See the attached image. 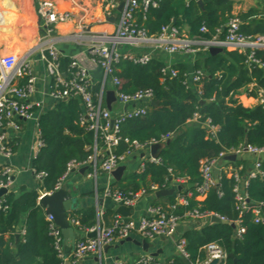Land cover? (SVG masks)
Listing matches in <instances>:
<instances>
[{
	"label": "trees",
	"instance_id": "16d2710c",
	"mask_svg": "<svg viewBox=\"0 0 264 264\" xmlns=\"http://www.w3.org/2000/svg\"><path fill=\"white\" fill-rule=\"evenodd\" d=\"M254 1V7L239 14L243 23L241 32L246 36L264 34V0ZM234 3V0H160L156 7L148 8L144 14L138 13L137 23L152 35H158L163 26L173 25L180 33L186 28L188 37L210 40L233 16ZM202 26L207 28V32H200ZM202 54L194 66V70L203 73L199 81L200 94L184 84L187 71L183 66H172L178 70L175 78H163L161 68L164 64L158 61L157 55L146 65L121 60L115 66V76L121 81L119 89L122 92L130 94L140 89H152L156 103L149 104L144 116L122 122V138L145 144L151 140L161 142L164 137H170V142L160 151V162L144 161L142 168L129 172L111 186L125 194L140 190L152 192L151 186L161 189L175 178H185L187 184L191 183L193 187L180 191L179 194L186 197L188 203L186 206H176V214L197 209L200 213L221 216L228 222L240 218L241 226L245 229L240 238L235 237L236 229L230 224L217 222L201 230L185 232L182 237L186 240L189 253L187 263L176 255L167 264L203 262L207 257L205 248L210 244L218 245L226 254L223 264H264V220L256 223L251 209L239 215L233 192L234 179L224 171L225 166L242 164L243 169L239 173L244 175L246 164L240 160L224 162L217 174L219 187H211L201 201L197 200L196 191L201 182V159L216 158L220 152L243 143L264 146V109L260 106L244 107L230 97L231 92L245 90L252 82L264 89V69L248 67L246 54L238 51L223 48L219 53ZM255 57L264 61V49H256ZM70 61L69 58H61L63 71L67 70ZM100 90V84L93 86L94 93ZM200 100L204 103L201 104ZM82 112L79 100L68 97L56 101L51 109L40 114L37 125L43 145L33 159L32 167L35 173L42 172L44 176L37 190L17 194L9 189L3 195L2 203L7 209L0 210V264H61L53 238L49 235V223L39 205V191L54 192L70 161L84 163L92 155L94 134L80 124ZM196 112L201 117L193 121ZM206 119L217 127L214 138L209 136L204 125ZM128 148L129 145L122 140L115 152L122 154ZM260 169L262 175L249 180L245 193L253 206L259 204L264 217V160H261ZM89 171H92V167ZM147 177L149 185L146 184ZM188 193L191 195L188 196ZM168 199L170 205H176L172 196ZM113 213L109 210L103 214V218ZM23 218L25 233L18 241L15 253L9 242L13 241ZM71 218L86 228L95 225L97 215L95 210L88 209L72 212ZM114 218L107 223L108 226ZM6 234L10 235L9 240L4 238ZM230 254L232 257H229ZM37 257L38 262L35 261Z\"/></svg>",
	"mask_w": 264,
	"mask_h": 264
},
{
	"label": "built area",
	"instance_id": "2783aa9c",
	"mask_svg": "<svg viewBox=\"0 0 264 264\" xmlns=\"http://www.w3.org/2000/svg\"><path fill=\"white\" fill-rule=\"evenodd\" d=\"M160 0H99L100 9L105 18H108L111 13L122 5L119 11L117 26L112 32H100L92 37L93 42L88 48L89 61L99 67L102 72V80L100 82L101 90L99 93L93 92V84L89 75V70L83 65L79 59L72 58L66 71L61 68V54L58 51L55 43L48 40L53 33L57 24L65 23L73 20V13L59 9L55 2L49 0H38L37 15L45 29L44 39L40 40L35 49L22 55H0V155L7 161L13 154V146L11 143L12 134H17L21 130V120H26L32 117V106L29 102V97L34 92L35 78L32 75L29 58L34 51H38L40 59L44 62L47 76L51 80L50 96L56 102L58 100L73 97L77 98L82 106L83 112L80 118V124L85 126L87 130L94 134L93 153L84 163L74 160L67 164L66 172L61 177L55 186V190L61 188L63 179L74 169L82 167L86 164L91 165L93 172L89 176H96L97 169L105 174H110L117 166L124 164L135 154L148 151L150 146L159 143L156 140H151L145 144L130 142L127 138H122L120 134V126L125 119L144 116L148 110L150 102L153 100L152 89H140L133 93H124L120 88L121 81L115 76V66L121 60H128L134 64L146 65L153 58L155 50L162 51L166 54H175L179 52L194 53L199 50L208 52L212 46H221L227 50L238 51L246 54V64L248 67L258 66L264 69V61L255 57L256 49H264V34L246 36L241 32L243 24L238 14L227 21L221 36V31L213 36L210 40H203L198 37L196 40H191L184 37L179 30L173 25H166L161 28L158 35L149 34L147 29L137 23V14H144L148 8L156 7ZM86 17L82 16L81 23ZM82 27V26H81ZM200 32H207V28L202 26ZM220 35V36H219ZM219 36V37H218ZM195 43H202L201 48H197ZM130 46L132 48H140L142 46H151L154 51L142 53L122 52L121 47ZM163 78H175L178 70L170 65H164L161 68ZM201 70H194L191 73H185L184 84L187 88H194L197 94H200L199 81L202 77ZM23 81V83H21ZM109 82L115 92L116 101L125 106L126 109L118 114H113L105 103L104 87ZM230 97L233 102L246 106V100L253 99L254 106H260L264 109V89L256 83H250L245 90L231 92ZM253 106V107H254ZM200 114L196 112L192 118L193 121L200 119ZM204 125L208 129L209 136L215 137L217 127L211 124L210 119L204 121ZM39 134V131H38ZM169 137H164L161 142H164ZM124 141L129 145L127 151L122 154H116L113 150L119 145L120 141ZM43 145L40 137L36 144L37 151ZM234 154L236 157L243 154H248L254 157L252 168L247 172L244 178L240 175V170L231 165L225 166L224 171L234 179L233 192L235 201L239 210V215L248 210H252L254 221L256 223L263 221V215L260 211L259 204L253 206V203L248 199L245 188L250 179L261 176L260 169L261 160L264 157V146L255 147L243 143L236 148L228 151H222L216 158L201 159L199 162V172L201 182L196 187L198 197H204L205 193L216 186L218 180L214 177V169L218 167V162L225 156ZM98 156L100 161L98 162ZM145 161L158 163L159 157L154 158L149 155ZM143 167L141 164L140 168ZM221 166H219V170ZM35 176L40 180L44 174L35 173ZM14 169L11 165H4L0 171V189H11ZM174 187L178 185H186L185 178H175L170 181ZM152 190L156 187L152 186ZM145 193L140 190L134 193H127L113 188L107 184L103 190V197L111 200L115 206L125 205L133 206L141 194ZM191 194L189 193L188 196ZM3 196L0 197V210H6L7 206L3 205ZM249 200V202H248ZM187 198L178 196L176 206H186ZM213 213H200L197 209L187 210L183 214L178 215L167 211L159 206L151 207L148 214L138 218L128 217L122 218L116 216L109 226H100L99 224L90 231H96L93 238H78L72 246L70 252L66 254L63 246V236L61 229L55 224L52 216L47 215L46 219L49 223V235L53 238L54 248L57 251V256L61 262L69 260L76 262L84 257L97 254L100 250L111 244L115 238L125 239L132 234H137L145 239H153L158 237L173 238L176 235V228L187 219L195 221L209 222ZM218 216V215H217ZM220 219L225 218L219 216ZM236 228V238H240L245 232L241 226L240 218L233 222ZM73 226H79L76 219H71ZM20 233L24 234L22 229ZM215 248V249H214ZM176 252L184 260L189 259V253L186 250V240L182 236L175 241ZM206 260L196 262L194 264H207L213 258L219 259V264H223L226 259V254L216 244L206 246ZM152 257L143 255L137 261V264H152ZM62 264V263H61ZM110 264H124L120 261H114Z\"/></svg>",
	"mask_w": 264,
	"mask_h": 264
},
{
	"label": "crops",
	"instance_id": "0c3cea01",
	"mask_svg": "<svg viewBox=\"0 0 264 264\" xmlns=\"http://www.w3.org/2000/svg\"><path fill=\"white\" fill-rule=\"evenodd\" d=\"M5 0H0V13L7 9V11L12 10V14H15L10 20H6L3 15L0 14V55H15L22 56L31 50L35 49L39 41L44 39L45 29L42 26V22L37 15V4L38 0H22L23 5L18 6L19 0H8L9 4H13V9L11 7L3 6ZM55 2L59 9L70 11L73 13V20L57 24L54 28L53 33L49 36L48 40L55 43L58 51L62 58H76L79 59L83 65L89 70V75L93 85L100 84L103 76L102 70L94 66L89 61L88 48L93 42L92 37L100 32H112L117 26L118 19V8L113 11L108 18H105L100 9L99 0H49ZM238 0H234L233 14H235L239 7L236 6ZM256 5L255 1H250L248 6L254 7ZM4 8V9H3ZM86 17L81 23V17ZM18 17V18H17ZM17 20V21H16ZM8 26V27H7ZM82 26V27H81ZM6 27V28H5ZM5 28L4 30H2ZM6 31V32H5ZM3 32V33H2ZM181 34L191 40H196L198 37H188L187 29L183 28ZM24 35L27 39L22 36ZM8 40V41H6ZM22 45L25 47L23 48ZM202 43H195L197 48H201ZM122 52H133L142 53L147 51H154L151 46H142L140 48H132L130 46L121 47ZM154 55H157L158 61L162 62L164 65L170 66H183L186 68L187 73L194 71V66L197 58L201 57L202 51L199 50L194 53H184L179 52L175 54H166L162 51L155 50ZM30 67L32 75L35 78L34 82V92L29 97V102L32 106V117L26 120H21V130L17 134H12L11 143L13 146V154L7 161L0 155V171L4 165H11L14 169L12 175L13 183L11 189L15 193L19 194L21 191L38 189L39 179L35 176L32 171V162L37 155L36 144L39 139L38 134V118L40 114L51 109L55 103L53 98L50 96V85L51 80L47 76L45 70L44 62L40 59L38 51H34L30 58ZM106 90H113L112 85L107 82ZM105 103V97H104ZM106 105V104H105ZM255 102L253 99L246 100V106L253 107ZM126 109L125 106L121 105L119 102H114L111 105V112L113 114H118ZM141 153V152H140ZM138 155V154H135ZM134 155V156H135ZM150 155L149 150L145 151V156L143 158H137L134 163L128 164L126 167V174H123L122 178L126 176L129 172L135 171L140 168L141 164L148 159ZM133 157V156H132ZM131 157V158H132ZM130 158V159H131ZM98 162L100 161L98 156ZM129 159V160H130ZM236 160L244 162L247 166L246 173L241 175L243 178L246 176L247 172L252 168L254 157L248 154H243L238 156ZM264 160V157L262 158ZM232 167L238 170L243 169V165ZM86 168L83 172H80L81 168ZM91 165L86 164L82 167L72 170L62 181L61 187H65L67 192L70 193L71 198L74 200V209L70 212L83 211L88 209H93L96 212L97 218L96 223L93 227L83 228L81 226H73L75 231L79 234L86 235L90 230L96 227L98 224L100 226H106L110 223L114 216L117 214L106 215L103 218V214L107 211H114L115 204L103 197V190L107 184L112 185L114 180L110 178L109 174L100 172L96 176H89L93 172L89 171ZM1 177V175H0ZM121 178V179H122ZM149 177H147L146 184L150 183ZM117 182V181H115ZM152 187V186H151ZM156 187V186H154ZM165 188H176L171 182ZM157 190V187H156ZM153 190L152 192H145L139 196V198L134 203L132 215L133 218H138L148 214L151 207L159 206L167 211L176 214V207L172 208L170 205L169 197L171 196H161L155 197ZM179 191H175L172 197L177 200ZM40 197L44 194L43 191H39ZM189 194V193H188ZM39 197V198H40ZM204 197H198L197 200L201 201ZM176 204V203H175ZM179 206V205H178ZM43 213L45 215V209ZM178 214V213H177ZM181 215V214H179ZM72 219V218H71ZM47 220V219H46ZM264 220V217H263ZM211 224V222L206 221H195L187 219L180 225L182 228H186V231H182L173 238L161 237L146 239L150 241V246L148 251H144L141 246L137 245L133 241H124V239L115 238V240L104 246L99 253L91 254L83 259L70 262L69 260L62 261V264H110L114 261H120L124 264H137V261L143 255H149L152 257V264H167L170 259L176 256L175 241L178 237L183 236L187 231L201 230L204 226ZM108 226V225H107ZM24 229V218L19 224L16 233H19V238L16 242L14 235L13 241L9 242L12 250L16 253V245L19 240L22 239L24 234L20 231ZM236 229V228H234ZM15 233V234H16ZM10 235H4L5 240H9ZM135 242H141L143 237L132 234L130 236ZM158 252L157 256H153L151 253ZM207 255V251H206ZM18 259V258H17ZM39 258H36L38 262ZM36 264V263H31Z\"/></svg>",
	"mask_w": 264,
	"mask_h": 264
},
{
	"label": "water",
	"instance_id": "95a60500",
	"mask_svg": "<svg viewBox=\"0 0 264 264\" xmlns=\"http://www.w3.org/2000/svg\"><path fill=\"white\" fill-rule=\"evenodd\" d=\"M200 3V1H199ZM123 4H120L118 7V11L121 10ZM224 29H222L221 33ZM220 36V35H219ZM218 36V37H219ZM223 51V47L221 46H212L209 48L210 54H215ZM105 97V104L106 107L111 110V105L116 102V96L114 90H106L104 93ZM67 98H64L63 100H66ZM151 105H155V101L152 100ZM200 103L203 104L204 101L200 100ZM170 142V137L166 139L164 142H159L156 144H153L149 148L150 156L157 158L159 156L160 151L164 148L165 145H167ZM115 150H113L114 152ZM145 156V152H141L138 155L133 156L130 160H127L124 164H121L117 166L113 171L110 172V178L114 181H120L123 174H126V167L128 164L134 163L137 158H143ZM100 159V158H99ZM237 157L232 154L225 156L221 161L218 162V167L214 169V177L217 179V174L219 171V166H222L224 162H234L236 161ZM86 168H81L80 172H83ZM193 187V184L188 183L187 185H178L176 188H161L157 189L154 192L155 197H161V196H172L175 191H184L186 188ZM216 187H219L218 182L216 183ZM7 192L6 188L0 189V197L3 196ZM249 202V200H248ZM74 200L71 198V195L69 192H67L65 187H61L58 190L52 192V193H44L39 198V205L45 209V214L50 215L53 217L55 224L61 229V233L63 236V246H64V252L68 254L74 245L75 241L78 238H93L96 235V231L89 232L86 235L79 234L75 231L73 225L71 224V216L70 212L74 209ZM133 207L131 206H125V205H118L115 206L114 212L122 217V218H128L132 215ZM209 221L211 223L217 222V223H224V224H230L232 228H235V224L233 222H228L226 220H222L217 215H213L210 217ZM186 231V228H182L181 226H178L176 228V233L179 234L180 232ZM16 242L19 238V233L15 234ZM162 239H165L164 237H161ZM124 241H133L137 245L141 246L144 251H148L150 246V241L143 239L141 242H135L132 240L131 237H127L124 239ZM108 247V246H106ZM215 249V248H214ZM154 257L157 256L158 252L151 253ZM176 255H179L176 252ZM229 257H232L230 254ZM185 263H187V260H184ZM207 264H219V259L213 258L211 261H209Z\"/></svg>",
	"mask_w": 264,
	"mask_h": 264
},
{
	"label": "rangeland",
	"instance_id": "374dc122",
	"mask_svg": "<svg viewBox=\"0 0 264 264\" xmlns=\"http://www.w3.org/2000/svg\"><path fill=\"white\" fill-rule=\"evenodd\" d=\"M250 1L252 2V0H238L237 3H236V6H238L239 9H238V11L235 14H238L239 15L241 12H245V11L249 10L251 8L250 6H248V4H249ZM22 3H23V1L22 0H19L18 6H22L23 5ZM22 36H24V35H22ZM26 37L24 36L23 39L24 38L26 39ZM6 41H8V40H6ZM26 41H27V39H26ZM20 46H22L23 48H25L22 45V43H21Z\"/></svg>",
	"mask_w": 264,
	"mask_h": 264
},
{
	"label": "bare ground",
	"instance_id": "6f19581e",
	"mask_svg": "<svg viewBox=\"0 0 264 264\" xmlns=\"http://www.w3.org/2000/svg\"><path fill=\"white\" fill-rule=\"evenodd\" d=\"M12 1V0H11ZM13 5V4H12ZM12 5L11 4H9V1L8 0H5L4 1V4H3V6H6L7 8H8V6L9 7H11L10 9H13V7H12ZM4 9V8H3ZM7 10H9V9H7ZM7 10H5L4 12H3V14H1V15H3V17L6 19V20H10L12 17H14L15 16V14H12V10H10V11H7ZM18 18V17H17ZM17 21V20H16ZM8 27V26H7ZM6 28V27H5ZM5 28H3L2 30H4ZM6 32V31H5ZM3 33V32H2Z\"/></svg>",
	"mask_w": 264,
	"mask_h": 264
}]
</instances>
